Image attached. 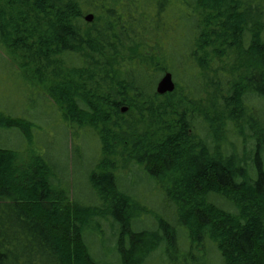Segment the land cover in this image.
Masks as SVG:
<instances>
[{
  "label": "trees",
  "instance_id": "16d2710c",
  "mask_svg": "<svg viewBox=\"0 0 264 264\" xmlns=\"http://www.w3.org/2000/svg\"><path fill=\"white\" fill-rule=\"evenodd\" d=\"M181 23L191 86L159 96ZM0 64L65 134L98 142L88 182L106 207L78 204L47 157L0 148V264H98L85 228L107 215L121 263H144L167 223L133 230L147 210L118 177L137 169L168 189L191 246L210 238L223 264H264V0H0ZM0 127L33 141L29 121L0 112Z\"/></svg>",
  "mask_w": 264,
  "mask_h": 264
},
{
  "label": "rangeland",
  "instance_id": "374dc122",
  "mask_svg": "<svg viewBox=\"0 0 264 264\" xmlns=\"http://www.w3.org/2000/svg\"><path fill=\"white\" fill-rule=\"evenodd\" d=\"M187 29L188 26L181 23L171 39V44L164 42L163 48L165 57L170 60V66L167 69L173 81L177 85L185 83L188 87L191 86V77L188 76V66L183 58L185 52H188L191 47L189 36H183ZM181 87L185 88L184 85ZM210 92L208 91V93ZM183 93V95L189 96L186 88ZM202 96L203 99H210L205 94ZM50 103H44L43 97L41 95L39 97L35 92L31 96L26 89H23L19 77L12 74L7 66L0 64V112L12 119L20 118L29 121L34 126L32 130L34 138L31 143L22 139L16 130H3L0 127V148L14 149L21 153L32 152L38 157H47L53 171L58 172V176H61H59L60 180L63 179L72 198L78 204L93 208L99 206L106 210V207L102 208L88 182L89 174L99 155L98 142L81 130L79 136L76 137L71 130L66 129V136L62 130L64 126L57 113L52 110ZM250 117H248V121ZM253 124L256 128L260 126L258 118H254ZM245 132L248 131L245 130ZM68 136L70 141H68ZM247 149L249 150L250 146H247ZM248 159L253 162V157ZM125 174L128 172L124 171L123 175ZM127 177L124 178L125 180L118 177V181L123 183L121 189L137 198L147 210L143 215L136 217L133 222V230L137 232L155 231L159 220L167 223L163 229L168 242L165 241L142 264H223L222 258L210 238L190 245L185 228L177 221V207L171 203L168 189L164 184L153 180L144 171L138 169L128 174ZM215 201L223 205L225 209L228 208L225 202ZM107 216L106 219L98 221V224L94 218L89 220V226L85 228L88 251L98 264H122L116 253L114 235L111 236L110 233L111 229L117 230V225L114 224L111 215ZM97 225L102 227V233L97 232ZM103 225L106 227L103 228ZM172 228L178 234L177 237L175 233L177 237L175 243L170 242L172 241L170 234ZM166 250L169 252L166 253Z\"/></svg>",
  "mask_w": 264,
  "mask_h": 264
},
{
  "label": "water",
  "instance_id": "95a60500",
  "mask_svg": "<svg viewBox=\"0 0 264 264\" xmlns=\"http://www.w3.org/2000/svg\"><path fill=\"white\" fill-rule=\"evenodd\" d=\"M84 21L86 23H90L93 21L92 15H87L84 17ZM175 90V84L172 79V76L170 73H165L160 80L157 82L155 87V93L159 96H163L166 94H170ZM127 111L126 108H121L120 112L125 113Z\"/></svg>",
  "mask_w": 264,
  "mask_h": 264
}]
</instances>
